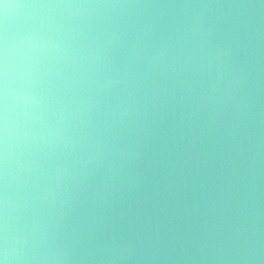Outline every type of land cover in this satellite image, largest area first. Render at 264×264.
I'll return each mask as SVG.
<instances>
[{"label": "water", "instance_id": "95a60500", "mask_svg": "<svg viewBox=\"0 0 264 264\" xmlns=\"http://www.w3.org/2000/svg\"><path fill=\"white\" fill-rule=\"evenodd\" d=\"M0 264H264V0H0Z\"/></svg>", "mask_w": 264, "mask_h": 264}]
</instances>
